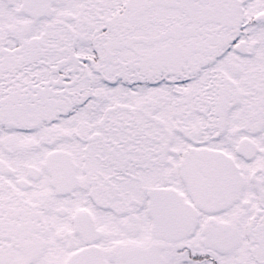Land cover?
I'll use <instances>...</instances> for the list:
<instances>
[{
    "label": "snow or ice",
    "instance_id": "6c2138e0",
    "mask_svg": "<svg viewBox=\"0 0 264 264\" xmlns=\"http://www.w3.org/2000/svg\"><path fill=\"white\" fill-rule=\"evenodd\" d=\"M0 264H264V0H0Z\"/></svg>",
    "mask_w": 264,
    "mask_h": 264
}]
</instances>
